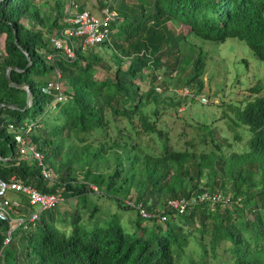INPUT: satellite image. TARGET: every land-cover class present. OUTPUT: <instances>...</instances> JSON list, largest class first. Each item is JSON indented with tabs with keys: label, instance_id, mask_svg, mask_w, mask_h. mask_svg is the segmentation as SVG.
<instances>
[{
	"label": "trees",
	"instance_id": "16d2710c",
	"mask_svg": "<svg viewBox=\"0 0 264 264\" xmlns=\"http://www.w3.org/2000/svg\"><path fill=\"white\" fill-rule=\"evenodd\" d=\"M139 1L141 11L125 12L120 23L113 24L111 42L99 44L113 48L115 63L102 68L106 71L103 75L99 72L104 56L88 51L93 47L80 48L78 57L70 59L52 46L36 0L0 3V35L5 49L0 104L14 106L0 108V172L6 179L16 176L44 192L61 190L65 198L95 193L93 184L99 190L106 186V193L121 191L118 203L129 208L135 207L125 199L134 196L129 194L135 190L136 196L131 198L144 201L150 210L162 209L168 219L154 217L146 222L139 214L140 233L133 235L121 224L83 226L84 215L78 206L62 218L70 230L59 228L57 217L45 211L35 224L14 230L12 242H20L17 250L9 248L12 242L5 245L11 225L1 219L4 261L0 264H20L21 260L22 264H182L180 260L196 232L202 241L206 233L210 235L216 259L223 248L230 253L227 264H264L263 85L257 82L250 88L255 95L237 112L253 132L249 150L222 157L228 166L224 174L231 178L229 201L216 204L214 209L211 202L200 201L189 205L183 214L170 208L169 200L215 191L218 154L175 147L169 130L162 125L166 101L159 92L142 87V82L154 75L164 53L175 48L178 57L183 55L182 62L192 65L187 84L196 82L203 87L204 50L194 60L182 52L181 37L168 27L169 20L190 26L203 39L237 37L264 60V0ZM63 12L52 28L63 26ZM9 67H13L14 82L31 87V98L28 86L10 84ZM58 71L67 82L62 99H56L48 89ZM32 107L36 109L30 112ZM44 115L49 116L47 121ZM26 130L44 153L52 179L45 178L38 161L20 156L15 136ZM147 135L150 139L144 145L142 138ZM223 141L214 143L218 150ZM208 173L214 177L202 183ZM205 253L201 261L209 264Z\"/></svg>",
	"mask_w": 264,
	"mask_h": 264
},
{
	"label": "rangeland",
	"instance_id": "374dc122",
	"mask_svg": "<svg viewBox=\"0 0 264 264\" xmlns=\"http://www.w3.org/2000/svg\"><path fill=\"white\" fill-rule=\"evenodd\" d=\"M69 1H36L40 5L42 18L46 22V25L44 24L46 26L44 29H47L46 38L55 18L60 15L62 10L64 11L66 3ZM74 1L80 7L93 12L101 11L105 3H112L119 10V23L125 12L141 11L139 0ZM167 24L178 38L181 37V51L191 59L194 60L201 49L204 50L206 67L204 74L201 76L203 87L196 82L187 84L186 80L192 72V65H186L182 62L183 55L178 57L177 48L173 52L164 53L154 75H149L142 82V87L153 93L159 92L161 98L166 101L167 108L162 118L164 120L162 125L169 130L171 143L175 147L191 149L198 154L213 151L218 154L216 163L218 175H216L214 189L221 191L224 197L228 198L232 193L229 188L231 178L229 175L224 174L225 170H228V166L225 167L222 157L226 158L234 151L242 153L249 150L253 132L248 124L241 121L237 116V112L239 108H244L255 95L252 94L250 88L257 82L263 85L264 92V60L256 56L246 41L237 37H229L224 41L203 39L195 35L191 27L186 24L175 20H169ZM1 41H3V37L0 35ZM88 51L101 53L104 56V60L100 63L102 67L99 73L101 75L106 73L104 69L115 64L113 61V48L97 45ZM123 55H126V53L123 52ZM4 56V48L0 46V70ZM64 84L66 86L67 82L64 81ZM155 86L158 90L155 89ZM180 99L183 101L179 105L172 106L169 104L172 100L178 101ZM35 109L36 107H32L30 112ZM44 116L45 121H47L49 116ZM205 138L207 141L204 140ZM149 139L148 135L142 138L144 145L148 143ZM187 140H190L193 144L186 142ZM220 140L224 141L221 144V149L218 150L214 143ZM213 175L205 174L202 183H206L209 178L214 177ZM80 177L82 178L81 174ZM223 182H228L226 183L227 190L224 191L222 190ZM92 187L97 192L79 198H65L55 212L47 211L57 217L56 224L59 228L71 229L69 223H65L62 218L68 211L72 212L78 206L84 215L82 225L87 228H93L98 224L104 226L121 224L128 233L133 235L140 233L137 224L138 211L136 208L124 207L118 203L117 196H123L120 190V192L107 191L106 193L104 191L106 186L100 190L95 184ZM110 194H114V196H110ZM129 195L136 196V191L133 190ZM134 196H127V198ZM36 208L38 207L36 206ZM145 221L143 222L146 223ZM15 234L17 235V233ZM200 238V234L197 232L192 235L190 246L180 260L182 264H194V262L204 264L201 258L202 254L205 253V248H208V251H206L204 257L209 261V264H227L230 253L221 248L219 251L220 257L216 259L213 256L210 235L206 233V242ZM19 245L20 242L13 241L9 248H16L17 250Z\"/></svg>",
	"mask_w": 264,
	"mask_h": 264
},
{
	"label": "built area",
	"instance_id": "2783aa9c",
	"mask_svg": "<svg viewBox=\"0 0 264 264\" xmlns=\"http://www.w3.org/2000/svg\"><path fill=\"white\" fill-rule=\"evenodd\" d=\"M67 3L60 22L63 26L48 30L47 39L54 48L63 51L68 58L76 59L80 48L89 49L104 42H111L114 32L113 24L119 19V10L116 7L106 4L101 11L93 12L89 9L81 10L80 5L74 0ZM45 30L47 34V29ZM48 89L56 95V99L65 97V84L60 71L57 73V78L49 82ZM25 133H27V130L16 133L15 136L20 149V156L31 161H38L42 166L45 178L52 179L53 174L48 163L45 162L44 153ZM64 200L65 196L61 190L44 192L38 186L26 183L16 176L6 179L0 172V219L8 221L11 225L7 234L8 237L5 239V245L12 242L14 230L18 226L23 225L28 228L41 219L43 212L58 208ZM200 201L211 202L214 209L216 204L220 202L226 204L229 197L225 198L221 191L206 190L193 195L191 198L185 196L172 198L169 200L168 205L170 208L173 207L177 210L179 214H183L187 212L189 205ZM125 203L134 206L144 220L154 217H159L161 221L168 219L167 214L162 209L150 210L142 200L126 198ZM24 208L29 209V212L26 213ZM1 261H4L3 249L0 252Z\"/></svg>",
	"mask_w": 264,
	"mask_h": 264
},
{
	"label": "water",
	"instance_id": "95a60500",
	"mask_svg": "<svg viewBox=\"0 0 264 264\" xmlns=\"http://www.w3.org/2000/svg\"><path fill=\"white\" fill-rule=\"evenodd\" d=\"M2 2H3V0H0V3H2ZM12 68H13V67H9V68H8V80H9L10 84H11L12 86H15V87L28 86V85H26V84H19V83H16V82L13 81V78H12V72H11ZM28 88H29L28 96H29V98H31V87L28 86ZM5 105H9V106L14 107L12 104L1 103V104H0V108L3 107V106H5ZM2 224H3V221L0 219V226H1Z\"/></svg>",
	"mask_w": 264,
	"mask_h": 264
},
{
	"label": "crops",
	"instance_id": "0c3cea01",
	"mask_svg": "<svg viewBox=\"0 0 264 264\" xmlns=\"http://www.w3.org/2000/svg\"><path fill=\"white\" fill-rule=\"evenodd\" d=\"M36 1H37V0H36ZM0 46H2V47L4 48V46H3V41L0 42ZM0 158H3V157L0 156ZM14 195H15V194H14ZM22 262H23V261H22ZM22 262H21L20 264H22ZM23 263H24V262H23Z\"/></svg>",
	"mask_w": 264,
	"mask_h": 264
}]
</instances>
